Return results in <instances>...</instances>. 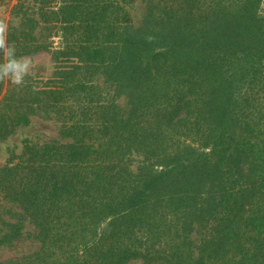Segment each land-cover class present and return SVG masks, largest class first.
I'll return each mask as SVG.
<instances>
[{"label": "trees", "instance_id": "trees-1", "mask_svg": "<svg viewBox=\"0 0 264 264\" xmlns=\"http://www.w3.org/2000/svg\"><path fill=\"white\" fill-rule=\"evenodd\" d=\"M132 1L16 0L7 47L58 67L0 77V140L42 112L66 142L1 168L38 248L0 264H264V0H141L139 30ZM21 233L0 216V247Z\"/></svg>", "mask_w": 264, "mask_h": 264}, {"label": "rangeland", "instance_id": "rangeland-1", "mask_svg": "<svg viewBox=\"0 0 264 264\" xmlns=\"http://www.w3.org/2000/svg\"><path fill=\"white\" fill-rule=\"evenodd\" d=\"M15 5L16 0H0V21L7 24V26L9 24L19 26L22 22L21 18L15 17L12 13ZM125 8L131 16L132 26L135 30L145 27L149 15L148 6L145 2L134 0L128 3ZM260 14L264 17V1L261 6ZM39 32L40 30L38 33ZM6 49L7 43L5 41L4 47L0 48V52L5 54ZM19 60L30 61L25 75V77L30 78L51 77L58 67L53 57L48 53H40L32 58L26 57ZM109 77L112 79V64L109 65L107 69H103V73L94 78L93 82L94 84H99L103 88L107 100H112V96H115V93L118 92V96L116 97L117 104L122 108L127 107L130 100L129 93H132V91H130V89L126 91L117 90L116 87H112V80H109ZM5 79L9 78L5 77ZM9 80L11 81V79ZM60 128L61 123L54 114L45 115L39 112L32 116L30 125L19 127L9 138L0 140V170L8 162L13 153L20 155L23 152L25 142L27 141L32 144H44L50 141L66 142V140L60 136ZM136 164L135 162V166ZM0 216L4 223L19 224L22 226L21 237L14 241L13 245L0 247V261L27 255L37 250V232L34 226L23 216L22 211L17 205L4 200L1 194ZM8 234L9 230L4 227L2 235L6 236ZM129 264L145 263L138 260Z\"/></svg>", "mask_w": 264, "mask_h": 264}, {"label": "clouds", "instance_id": "clouds-1", "mask_svg": "<svg viewBox=\"0 0 264 264\" xmlns=\"http://www.w3.org/2000/svg\"><path fill=\"white\" fill-rule=\"evenodd\" d=\"M7 24L0 21V48L5 44V32L7 30ZM7 56V62L0 64V77H8L11 81L17 85H20L24 81V76L27 73L30 61L17 60L15 58V49L12 46H8L5 52Z\"/></svg>", "mask_w": 264, "mask_h": 264}]
</instances>
